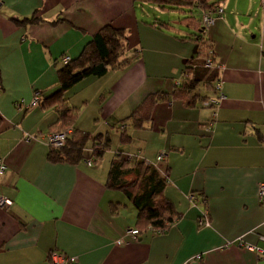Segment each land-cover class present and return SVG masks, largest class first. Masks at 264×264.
Instances as JSON below:
<instances>
[{"label": "crops", "instance_id": "obj_1", "mask_svg": "<svg viewBox=\"0 0 264 264\" xmlns=\"http://www.w3.org/2000/svg\"><path fill=\"white\" fill-rule=\"evenodd\" d=\"M258 1L243 0V10L239 0H221L223 15L204 32L206 11L188 8L198 9L200 18L185 17L181 24L199 30L201 48L172 20L160 22L156 15L147 21L148 5H157L146 0H0V160L6 165L0 197L12 202L0 208V264H50L51 250L75 259L73 264H264L258 252L264 250L258 197L264 184V0L257 25L251 21L247 28L236 19L241 10L255 11ZM31 18L36 22L16 23ZM105 25L127 32L128 64L72 88L65 108L72 110V92L101 82L71 130L110 141L123 127L128 140L92 166L86 164L92 140L85 161L51 163L44 138L58 131L59 112L41 103L59 89L61 59L78 58ZM253 31H260L259 38H250ZM206 50L222 67L214 84L220 89L213 86L209 96L223 99L215 107L160 101L151 121L134 128L133 111L150 95L170 93ZM35 93L38 105L15 107L29 104ZM86 113L93 130L80 120ZM120 154L144 160L167 178L156 200H167L177 216L165 230L140 225L131 200L126 196L125 205L108 186L111 162ZM203 213L209 227L198 225ZM129 230L139 234L127 235Z\"/></svg>", "mask_w": 264, "mask_h": 264}, {"label": "trees", "instance_id": "obj_2", "mask_svg": "<svg viewBox=\"0 0 264 264\" xmlns=\"http://www.w3.org/2000/svg\"><path fill=\"white\" fill-rule=\"evenodd\" d=\"M146 1L160 8L168 7L170 9L199 7L205 11H215L219 7L217 0ZM35 22L36 20L31 18L16 23L25 25ZM202 32H204L203 28ZM127 36L125 30L105 25L93 35L78 58L70 59L66 64L62 60L63 58L61 59L63 66L58 71L59 89L50 97L44 99L41 105L53 106L59 112L57 122L60 123V126L57 129L58 131L53 133H61L66 130H70V133L67 135L64 146L60 148L49 146L50 151L47 157L49 162H65L74 165L82 160L85 161V152L89 150L86 145L90 140L93 143L90 149L92 162L100 159L107 150L110 142L109 138H103L101 135L93 138L89 134L71 130V123L75 120L76 115L72 108V110L65 108L67 103L65 94L83 81L99 79L110 71L125 67L128 64V60L125 58L128 47ZM197 40L201 42V48H204V40L200 36L197 37ZM202 53H200L199 59L190 62L189 66L184 69L179 84L175 85L170 93L150 95L139 108L133 111L129 120H132L134 128H142L144 123L151 121V112L157 102L168 101L169 99L171 101L187 99L186 104L195 106L197 102L205 105L210 100L217 98L195 95V90L200 84L207 85L212 90L221 67L215 63L213 53H209L207 50L206 53ZM209 60L211 61V67L208 68L206 64ZM121 140L122 142L128 140L125 132H123ZM127 161L131 162L128 159L121 160L118 155L114 158L111 162L108 186L111 189L121 190L131 200L138 210L140 225L149 226L156 232L165 230L177 216L173 206L167 200H156L157 197L158 199L161 198L167 178H161L156 167L146 164L144 160L132 162V165H127L129 163ZM137 231L139 234V230Z\"/></svg>", "mask_w": 264, "mask_h": 264}, {"label": "rangeland", "instance_id": "obj_3", "mask_svg": "<svg viewBox=\"0 0 264 264\" xmlns=\"http://www.w3.org/2000/svg\"><path fill=\"white\" fill-rule=\"evenodd\" d=\"M217 1L219 3H221V0H217ZM242 1L239 0V5H241V4L246 5V3L242 2ZM260 3L261 2L259 0L258 1V7H256V10L255 11H251V12H249V11L242 12L245 9H243L242 5L239 6V9H243V10H241V12H237L236 13V17H237L236 19H238V22H240L241 24L245 25L247 28L253 26V25H251L252 22L255 25H257L259 23V21H260L261 14L263 12L262 6H261ZM145 5H147V4H145ZM135 6L137 8L136 9L137 10V15L139 16V14L141 12L140 5L138 6V4L135 3ZM223 6H224V3H223ZM148 7H152V8H147V14H148L146 16V20L147 21L156 20V15H158V18H157L158 21L160 20V22H167L168 20H172L174 22V26H176L180 30H185L187 34L191 35L190 36L191 41L192 40L194 41L196 39V37L201 36L200 32H199V30L197 28L187 27L186 25L181 24L182 19L185 18V17L193 16L195 18V20H198L200 18V15H201V13H200V11L198 9H194L193 10V9L185 8V9H183V11H184L183 13H179V12H176V11H173V10H167L169 8H166V10L162 11L157 6H153V5L149 6L148 5ZM260 27L261 28L263 27V23L261 24ZM245 31H247V29ZM179 35L183 36L184 34H179ZM254 35H256L257 38H259L260 31H257V32L253 31V33L250 35L251 36L250 38H252V36H254ZM94 83L95 84H93L92 87L89 86L86 89H84L83 91L75 90L74 92H72L71 98L74 100V103H73L72 107L71 106L70 107L75 111V115H76L75 116V120L78 117H80L81 115H83L85 100H88L91 97V92L93 91V89L96 86L100 85L101 82L98 81V82H94ZM211 93H212V90H210L208 88V86L204 85V84L198 85V88H196V90H195V95L196 96L199 95V96L205 97V96L211 95ZM80 120L81 121L85 120V124L86 125L89 124L91 126L90 127L91 130H93L94 124H91V121H90L87 113L84 114V116L81 117ZM94 123L98 124L96 121ZM116 126L117 125H114V127H116ZM123 129L124 128L121 127L120 130L122 132H119V130H118V133L115 134V136L110 139L109 147L104 153L105 158L109 157V155H111V153L113 152L114 146L124 147L125 142H122V140L120 138V137H122ZM66 131H64V132H66ZM87 132H89L88 134L90 136L93 135L92 131H87ZM119 150H122V149H119ZM118 156H120L121 160L122 159L125 160V157L123 155L120 154ZM127 162H129V161H127ZM132 162H135V161L132 160L131 162L127 163V165H132ZM116 191H117L116 193L119 195L120 200L121 201L125 200V205L129 206V200L127 199L126 195L121 190L120 191L116 190ZM125 205H123V206H125Z\"/></svg>", "mask_w": 264, "mask_h": 264}, {"label": "built area", "instance_id": "obj_4", "mask_svg": "<svg viewBox=\"0 0 264 264\" xmlns=\"http://www.w3.org/2000/svg\"><path fill=\"white\" fill-rule=\"evenodd\" d=\"M223 8L222 7H218L216 8L215 11H206L203 16H202V28L203 30H207L209 27H211L216 18L221 17L223 15ZM63 62L66 64L70 61L69 57H63ZM206 67H211V61H207ZM222 69V67H220V70ZM220 87L217 85L216 86V90L219 91ZM220 99H223V95L219 94V97L216 99H212L209 102L205 103V106H213L215 107L218 103V101ZM39 103V93H35L31 102L29 104H25L23 101H19L15 104V107L18 110H22V109H28L29 107H33L38 105ZM70 133V131H66V132H59V133H50L48 135L45 136L44 141L45 144L54 148H60L62 146H64V144L66 143V138L67 135ZM163 159V156L160 155L157 157V161H161ZM87 166H92L93 162L91 159H87L86 161ZM6 172V165L5 163L0 160V177L4 175V173ZM258 197H259V201L261 206L264 207V184L259 185V189H258ZM188 199L191 203H194L195 200V196L194 195H189ZM12 205V202L5 198V197H0V208L3 209H8L10 208V206ZM198 225L201 227H209L210 223H209V218L207 213H203V216L198 218ZM127 235H131L136 237L138 235V231L137 230H129L127 231ZM261 240L264 242V235L261 237ZM247 249L250 250H254V248L252 246H247ZM257 250V249H256ZM259 255H260V259L262 261H264V250H258ZM48 260L50 264H73L75 262V259H71L68 258L65 254L58 252L56 250H51L48 254Z\"/></svg>", "mask_w": 264, "mask_h": 264}]
</instances>
